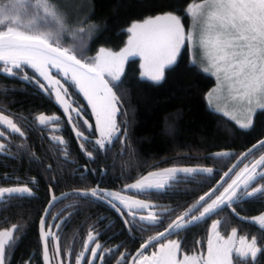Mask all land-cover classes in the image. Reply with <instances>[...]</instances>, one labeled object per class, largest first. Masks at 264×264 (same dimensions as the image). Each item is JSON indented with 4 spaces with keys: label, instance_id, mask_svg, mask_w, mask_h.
<instances>
[{
    "label": "trees",
    "instance_id": "obj_1",
    "mask_svg": "<svg viewBox=\"0 0 264 264\" xmlns=\"http://www.w3.org/2000/svg\"><path fill=\"white\" fill-rule=\"evenodd\" d=\"M82 7L88 9L78 19H67L70 26L81 21L85 27L95 25L87 44L88 57H93L100 47L112 51L120 50L128 36L126 29L133 23L143 21L148 16L163 12H174L182 17L185 25L188 17L184 9L189 3L200 0H82ZM7 2V0H5ZM61 9H72L67 0H56ZM73 3V2H72ZM75 20V21H74ZM77 20V21H76ZM71 40V37H65ZM139 62L131 59L127 62L121 77L123 87L113 88L118 97L119 111L117 124L119 133L104 149L96 145L97 139L90 111L82 96L72 86H68L67 99L72 107L79 111L72 112V123L63 108L44 90L40 89L34 79L32 82L18 77L0 75V110L11 115L15 121L27 117L23 125L25 137L1 140L8 145L0 151V187L18 183L28 186L32 195L15 197L0 201V230L19 226V239L13 248L8 249L6 264H44L42 246L39 235V221L48 205L50 193L63 194V200L57 213L65 222L59 233L58 244H71L74 232L80 231L74 250L60 251L56 257L65 259V263L73 264L88 231L89 223L93 222L99 228L104 227L113 212L109 211L103 202L90 196H82L79 192L93 188L97 182L99 187L111 192L124 188L125 194L132 198L144 200L152 205L150 209L166 216V222L160 229L144 226L141 243L162 231L168 223L184 214L192 207L201 195H205L222 179L237 159L248 149L264 140V111H257L253 126L241 129L232 120L210 110L205 96L215 85V79L210 74L194 67L190 62L188 49L180 52L176 64L167 68L164 79L154 84L139 77ZM32 76L33 75H29ZM119 83V82H116ZM39 114L57 116L59 119L41 130L34 122ZM87 120L88 124L84 121ZM53 125H58L54 127ZM82 131L88 139L78 137L74 130ZM91 126V128H89ZM126 133V134H125ZM61 136L70 153L65 159L62 152L52 143V138ZM83 145V148L81 147ZM91 152L89 157L87 154ZM227 152V157H216L215 153ZM35 154V155H33ZM264 154V146H260L244 157L226 177L227 187L236 175L243 171L244 165L249 167ZM168 168H211V175L195 173L179 183L169 181L165 189H152L147 193L132 192L128 185ZM264 169V165L257 172ZM87 172V176L80 177ZM105 172V175H101ZM184 176V174H179ZM264 184V180L260 181ZM259 186V184L257 185ZM223 187L219 191L223 190ZM67 194V195H66ZM216 193L213 194L215 196ZM7 196V195H6ZM95 201H89V199ZM74 199L78 202H71ZM45 215V230L52 219L53 205ZM235 215L247 218L264 213V198H243L236 202L235 210L226 208L220 215H213L206 221H200L180 232L181 246L189 249L201 240L206 241L209 225L214 220H221L219 231L222 236H228L233 228L239 236L251 240L259 238L261 231L255 223L238 221ZM128 221L129 217L127 216ZM132 221V220H131ZM130 224V223H129ZM119 229L125 245L133 248L136 240H131L121 223ZM130 229V226H128ZM222 231V232H221ZM184 232V233H183ZM15 235V233H14ZM119 238V239H120ZM51 236L47 238L53 241ZM67 240V241H65ZM205 244V243H204ZM77 248V249H76ZM70 253V254H69ZM48 249L49 263L52 259Z\"/></svg>",
    "mask_w": 264,
    "mask_h": 264
},
{
    "label": "snow or ice",
    "instance_id": "obj_2",
    "mask_svg": "<svg viewBox=\"0 0 264 264\" xmlns=\"http://www.w3.org/2000/svg\"><path fill=\"white\" fill-rule=\"evenodd\" d=\"M184 14L191 21L187 32L180 15L163 12L148 16L142 22H133L126 29L130 36L127 46L121 51L112 52L101 47L95 57H88L84 37L91 38L95 25H88L86 28L85 22L81 21L75 26H70L67 14L56 0H7V2L0 0V75L32 82L35 77L29 76L25 71V66L30 67L47 81V84L39 80L35 82L49 95L52 94L50 89L59 85L55 89L56 99L67 105L61 94V90L66 94L67 89L63 88L59 80L52 78L49 68H55L63 73L65 79L71 72V81L87 98L96 115L97 129L101 138L95 143L100 149H104L106 143H112V138L119 133L116 114L119 111L121 97L116 95L113 88L124 86L120 81L128 58L139 56L144 61L141 64L145 69L141 74L142 78L158 84L164 79L165 68L176 64L177 56L187 41L192 46L194 54L200 53V60L198 61L194 55L192 65L200 67L206 61V66L201 70L205 73L211 71L217 78V87L207 93L209 106L216 103L215 110L223 111L225 115L230 116L241 129H250L256 111H264V0H200L198 3H189L184 9ZM65 37H71V40H66ZM106 75L111 77V80L106 79ZM113 81L119 83H112ZM6 92L7 89H4L0 94ZM221 98L232 104L231 111L227 110L228 103L223 107L219 105L218 101ZM69 108L71 105L65 107L66 113ZM71 111L77 112V116L80 115L76 108H71ZM18 119L20 123L14 122L9 115L0 110V126H3V130H0V138L7 140L9 135L13 138L17 135L25 136L23 123H27L28 118ZM58 119L57 116L39 114L34 122L43 130ZM68 121L72 123L70 113ZM84 123L88 124V121L85 120ZM53 126L58 127V125ZM74 130L78 137L88 139L82 131L76 129L75 125ZM52 143L57 146L59 152L63 153L65 159L69 157L67 147H59L66 145L61 136L53 137ZM260 146H264V140L253 148ZM81 147L83 148V145ZM7 148V144L0 143V151ZM249 152H252V149H249ZM87 154L89 157L92 155L91 152ZM214 155L227 157L231 154L221 152ZM244 155L247 156L248 153ZM262 165H264V154L255 159L251 167L245 164L243 171L237 174L236 179L228 183L227 187H223L227 182L222 181L211 191L201 195L191 208L169 223L165 232L151 237L147 244L142 245V248H147L153 241H160L159 252H153L150 256L137 253V257L134 258L136 264H233L234 259L236 264H264V214L253 218L261 231L259 241L256 236L250 241L242 236L239 247H236V229L233 228L231 235L225 239L218 230L223 222L219 219L215 220L211 225L212 235L207 242L206 256L185 254L182 259H177V253L181 250L180 243L170 238L167 243L161 241V237L179 235L190 225L206 221L213 215L218 216L226 208L235 210L236 202L245 197L264 198V184H260V181L264 180V169L257 172ZM232 167L235 168L236 165ZM228 171L231 172L232 169ZM212 172L211 168H168L162 172H151L127 187L140 191L149 189L159 191L165 189L169 181L179 183L192 174L211 175ZM181 173L184 176L179 175ZM224 175L227 176L228 172ZM150 177L158 179L152 180ZM222 187L223 190L219 191ZM80 194L97 199L110 198V203L118 200L128 209L127 214L133 218L136 213L132 209L149 208V204L144 200L132 199L119 192L92 188L81 191ZM25 195H32V190L26 185L0 187V201ZM55 199L57 198L53 197V200ZM113 207L117 206L113 204ZM45 215H48L47 209ZM56 218L52 217V219ZM140 220L146 222L147 226L160 223V218L151 213L147 216L141 215ZM124 223L127 225L130 222L125 219ZM40 227L41 237L46 241L44 259L47 264V237L52 236L58 241L59 237L51 229L60 228L61 225H48V230L45 231V221L41 218ZM18 239V225L0 230V264H6L8 249L13 248ZM87 239L89 242L95 240L92 231L89 232ZM100 248L99 243L90 250L85 245L84 251H90L93 259L102 260V256H97V250ZM56 253L60 254L59 245L56 246ZM82 258L83 252L76 264H80ZM85 264H91V261H85Z\"/></svg>",
    "mask_w": 264,
    "mask_h": 264
},
{
    "label": "flooded vegetation",
    "instance_id": "obj_3",
    "mask_svg": "<svg viewBox=\"0 0 264 264\" xmlns=\"http://www.w3.org/2000/svg\"><path fill=\"white\" fill-rule=\"evenodd\" d=\"M9 116H10V118L13 119V117L11 115H9ZM13 120H14V122H17V121H15V119H13ZM20 122H18V123H20ZM23 125H26V123H23ZM0 130H3V126H0ZM23 130H24V128H23ZM9 137L13 138L11 135H9ZM9 137H8L7 141H9ZM16 137H19V136L17 135ZM24 137H22V139ZM1 140H5V139L0 138V141ZM76 173H78V172H76ZM78 175H82V174L78 173ZM104 175H105V172L101 175V177L104 176ZM83 176L86 177L87 176V172H85L84 175H82L80 177L83 178ZM18 186L22 187L23 185H19L18 183H14V184H8L7 186H3V187H18ZM93 188H99V189L105 190L104 188L99 187V182H97L96 185ZM105 191H108V190H105ZM117 192H119L123 196L130 197L129 195L125 194L124 188L123 189L119 188L117 190ZM53 197H56L57 199L53 200V202L50 204V206L53 205V211H54V213H53V215L51 217H57V218L51 220L49 222V225L55 226V225L59 224L62 227L65 221L60 218V215L57 213V210H58V207L60 206V204H61V202L63 200L64 195L63 194H56L55 195L54 193H50L49 202L51 201V199H53ZM91 198L90 199L88 198L89 201H95L94 199H91ZM132 199H137V198H132ZM79 200L86 201L85 199H74L71 202L75 203V202H78ZM97 200L100 201V202H103V204L106 206V208L109 211L113 212L114 214H113L112 217L110 216V218H108V221L107 220L105 221V223H107V224H105L104 227L99 228L93 222L89 223L88 231L86 233V240H84L83 246L80 248V252H79L80 254L83 252V258H82L80 264H85V261H91V264H136V261H135L134 258L137 257V253H142L143 255H149L150 256L153 252H159L160 241L155 243V244H152V245H150V246H148L147 248H144V249H142V245L147 244L151 237L159 235L160 232H164L168 228L169 223L162 231H160V232H158L156 234H153L152 236L149 235L148 239L145 240L143 243H141L140 239L142 237V234H141L142 229H143L142 225H143V223H146V222L141 221L140 220V216L141 215L147 216L150 213L157 215L160 218V223L157 224V225H153L154 229H160V228H162L164 226V223L166 222L165 221L166 220V216L158 215V213H161V212H156V211H154V210H152L150 208H149L150 210H148V211L132 209V211L136 213L135 218H133L132 216H129L127 214L128 213V209L125 208V206L123 204H121L118 200L111 201V203L109 202L110 198L97 199ZM113 204H115L117 207H113ZM50 206H49V208H50ZM233 214H234L235 218L238 220L239 216L235 215L234 212H233ZM259 215H261V214H259ZM259 215L255 216V217H258ZM127 216L132 221L130 220L129 221L130 224L126 225L124 223V220H125V218H127ZM177 218H175L174 220H176ZM253 218L247 217V218H244V219L253 220ZM120 223H121V225L124 228L126 227V232L128 233V236L131 238V240L132 239L136 240L133 248H131L130 246L125 245L124 239L120 238L122 236L121 235L122 231L114 232L115 229L116 230L117 229L121 230L120 227H119ZM128 226H130V229L128 228ZM61 227L60 228L52 227L51 231L53 233H55L56 236L58 237L59 233L61 231ZM151 228H152V226H151ZM46 230H48V226H47ZM90 231H92L93 235L95 236V240L92 241V242H89L87 240V237H88V234H89ZM79 233H80V231H78V230H76L74 232V234H73L74 238H73V240L71 242L72 244H73V242L78 240L77 236H79ZM179 235L173 234L170 237H168L166 235L161 241H163L165 243L170 238V239H175L181 245V238H179ZM49 237H47V238H49ZM52 243H53L54 247H50V246L48 247V249L51 251V254L52 253L53 254H57L56 253V246L57 245H59L60 251H64V252L71 250L72 247L75 248L74 245H69V247L67 248L65 246L66 245L65 243L58 244L56 239H54L53 241H50L49 245H52ZM96 243H99L101 245V248L99 250H97V256L98 257L102 256L103 257L102 260L101 259H93L92 256H91V252L90 251H84L85 244L87 245L88 249L90 250V249L95 247ZM204 243L202 244L201 240H198L197 244L194 247L190 248L191 250L184 249L181 246L180 254H187V255L202 254V255L205 256L206 241H204ZM42 253H43V251H42ZM121 256H123V259H121ZM233 256H235V253L233 254ZM52 264H63V259L62 258H58V259L57 258L56 259L53 258ZM233 264H236V260L235 259L233 260Z\"/></svg>",
    "mask_w": 264,
    "mask_h": 264
},
{
    "label": "rangeland",
    "instance_id": "obj_4",
    "mask_svg": "<svg viewBox=\"0 0 264 264\" xmlns=\"http://www.w3.org/2000/svg\"><path fill=\"white\" fill-rule=\"evenodd\" d=\"M67 2H69V4H71L73 7H72V9H62L66 14H69V18L70 19H77V17L78 16H80V15H82L86 10H88V9H75L76 8V6H78V7H82V5H83V1L82 0H67ZM73 2V3H72ZM194 3H198V2H194ZM67 17H68V15H67ZM80 17H78V19H79ZM75 21V20H74ZM77 21V20H76ZM139 22H142V21H139ZM182 23L184 24V22H183V20H182ZM190 25H191V21H190V19L188 18V23H187V25H185L184 24V26H185V30H186V32L189 30V28H190ZM129 36H130V33H128V36H127V40L129 39ZM69 39H70V37H69ZM127 40H126V44L120 49V50H118V51H112V50H110V49H108V48H105V49H107V50H110V51H112V52H119V51H121L124 47H126L127 46ZM187 48L188 49V52H189V57H190V62L192 61V59L194 58V55H195V58L199 61L200 60V53L199 52H197V53H195L194 54V52H193V49H192V46L191 45H189L188 43H187V41L185 42V45H184V47H182L181 48V50H180V52L183 50V48ZM101 48V47H100ZM99 48V49H100ZM104 48V47H103ZM99 49L97 50V52L95 53V55L93 56V57H95L97 54H98V51H99ZM180 52H179V54H180ZM178 57H179V55L177 56V59H178ZM131 59H137L138 60V62H139V77L141 78V79H144V80H147V81H149V82H152V81H150V80H148L147 78H142V76H141V74L145 71V69L144 68H142L141 67V64H143L144 63V61L139 57V56H136V57H129L128 58V60L125 62V64H124V71H125V68H126V64H127V62L129 61V60H131ZM173 66V65H172ZM203 66H206V61L204 62V64H202L200 67H198L200 70H201V68L203 67ZM167 68H169V67H166L165 68V70L167 69ZM25 71H26V73L28 74V75H33V77H35V80H39V81H41V82H44L45 84H47V81H44V79H43V77H40L39 76V73H37V72H35V70H33L32 68H30V67H27V66H25ZM202 71V70H201ZM49 74L52 76V78L53 79H55V80H59L60 81V84L61 85H63V88H65V89H67V93L65 94L64 92H63V90H61V94H62V97H63V100H65V101H67V105H71V107H72V104H71V101H69V99H67V96H68V86L70 85V86H72L75 90H77L78 91V93L82 96V98H83V100H84V102L86 103V105H87V107H88V109H89V111H90V114H91V118H92V124H93V126H94V129H95V133H96V136H97V139H100L101 138V136H100V132H99V130L97 129V124H96V115L93 113V110H92V106L88 103V100H87V98L84 96V94L82 93V92H80L79 91V89H78V87L71 81V72H69L68 73V78L67 79H65V76H64V74L63 73H61V72H58L57 71V69H55V68H49ZM123 74H124V72H123ZM207 74H210L211 76H213L214 77V79H215V85L213 86V88L210 90V91H212L214 88H216L217 87V78H216V76H214L212 73H211V71L210 72H207ZM122 77V76H121ZM106 79H108V80H111V77H108L107 75H106V77H105ZM163 80H161L159 83H161ZM112 83H116L115 81H113ZM153 83V82H152ZM158 83V84H159ZM154 84H157V83H154ZM111 86V85H110ZM59 87V85H57V86H54L53 87V89H50V91L52 92V97L54 98V100L63 108V110H64V112H65V107H67V105L65 104V103H63L62 101L61 102H58L57 101V99H56V95H55V89L56 88H58ZM114 91V90H113ZM209 91V92H210ZM207 94H206V96H205V100H206V103H207V106H208V108L210 109V110H212V111H214V112H216V113H218V114H220V115H222V116H224V117H226V118H228V119H230V120H232L233 122H235L233 119H231V117L230 116H228V115H225L224 114V112L223 111H217V110H215L216 109V103H214L212 106H209V104H208V101H207ZM218 103H219V105L221 106V107H223L226 103H228L224 98H221L219 101H218ZM231 109H232V104L231 103H228V111H231ZM73 112V111H72ZM72 112H71V108H69V111H68V113H67V115H69V113L71 114V117H73V115L74 114H72ZM257 112V111H256ZM74 113V112H73ZM117 114H118V112H117ZM117 114H116V123H117ZM256 114V113H255ZM255 114L253 115V122H254V116H255ZM236 123V122H235ZM118 125V124H117ZM238 126V125H237ZM239 127V126H238ZM116 136V135H115ZM114 136V137H115ZM113 137V138H114ZM112 138V139H113ZM96 139V140H97ZM1 143V142H0ZM108 143H106V145H107ZM146 203H148V202H146ZM149 204V208H151V204L150 203H148ZM149 208H147V209H136V210H146V211H148V210H150ZM199 213H197V215H198ZM262 214H264V213H262ZM261 214V215H262ZM260 216V215H259ZM215 221V220H214ZM214 221H212L211 222V224L209 225V229H208V235H207V239H206V249H205V256L207 255V242H208V239H209V236L210 235H212V230H211V225H212V223L214 222ZM219 230V229H218ZM47 231V230H46ZM237 231V230H236ZM222 232V231H221ZM232 232V231H231ZM231 232H230V234L228 235V236H230L231 235ZM221 234V233H220ZM222 235V234H221ZM228 236H223L225 239H227L228 238ZM51 237V236H50ZM240 237H242V236H239L238 234H237V236H236V247H239V240H240ZM84 240H86V237H85V239ZM84 240H82L83 241V243H84ZM88 240V239H87ZM172 240H175V239H172ZM65 241H67V240H65ZM176 241V240H175ZM250 241V240H249ZM56 242V241H55ZM71 242H72V240H71ZM168 242V240L165 242V243H167ZM70 245H73L72 243L70 244ZM86 245V244H85ZM50 247H54L53 246V243H52V245H49ZM67 248L69 247V245H65ZM76 247V246H75ZM75 248H71V250H74ZM77 249V248H76ZM49 252H50V255H51V258L50 259H52L53 260V258L54 259H58V258H60V257H56V254H51V251L49 250ZM80 252V251H79ZM234 254V253H233ZM183 255H185V254H180V252L179 253H177V259H182L183 258ZM80 256V253H78L77 254V256H76V258H75V260H74V264L77 262V259H78V257ZM81 260L82 259H80V262H81ZM61 261V260H60ZM63 264H67V263H65V259L63 260Z\"/></svg>",
    "mask_w": 264,
    "mask_h": 264
},
{
    "label": "water",
    "instance_id": "obj_5",
    "mask_svg": "<svg viewBox=\"0 0 264 264\" xmlns=\"http://www.w3.org/2000/svg\"><path fill=\"white\" fill-rule=\"evenodd\" d=\"M55 122V121H54ZM53 122V123H54ZM52 123V124H53ZM259 143H257L256 145H258ZM258 148V147H257ZM250 149H252V151L253 150H255L256 148H253V147H251ZM245 153H251V152H249V149L246 151V152H244L238 159H237V161L234 163L235 165H237L244 157H246L244 154ZM233 164V165H234ZM232 165V166H233ZM251 167V166H250ZM231 169L233 170V167H231ZM164 170V169H163ZM163 170H160V171H158V172H162ZM228 172V175H229V171H227ZM227 175V176H228ZM246 175V174H245ZM227 176H223L222 177V179L215 185V187L218 185V184H220L222 181H225V179H226V177ZM150 179H152V180H155V179H158V178H156V177H150ZM242 179H243V177H242ZM214 187V188H215ZM152 189H149V190H147V191H140V190H138V189H131V191L132 192H139V193H147V192H150ZM5 195H7V194H5ZM53 202V199H51V201L48 203V205L46 206V208H45V210L47 209L48 210V208H49V206H50V204ZM45 210H44V212H43V215H42V217L41 218H43L44 219V217H45ZM238 220L239 221H241V222H245V223H251V224H253L254 223V221L253 220H250V219H242L241 217H238ZM40 222H41V219H40V221H39V235H40V241H41V245H42V251H43V262H44V264H45V259H44V248H45V239H42V237H41V227H40ZM166 231V230H165ZM164 231V232H165ZM164 237H161V240L163 239ZM157 242H159V241H153V243L152 244H155V243H157ZM152 244H148V246H150V245H152ZM142 249H144V248H142ZM141 249V250H142ZM47 264H50L49 263V260H48V262H47Z\"/></svg>",
    "mask_w": 264,
    "mask_h": 264
}]
</instances>
